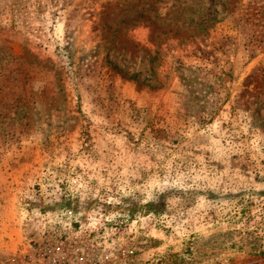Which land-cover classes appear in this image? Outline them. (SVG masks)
<instances>
[{"label":"rangeland","instance_id":"1","mask_svg":"<svg viewBox=\"0 0 264 264\" xmlns=\"http://www.w3.org/2000/svg\"><path fill=\"white\" fill-rule=\"evenodd\" d=\"M0 264H264V0H0Z\"/></svg>","mask_w":264,"mask_h":264}]
</instances>
